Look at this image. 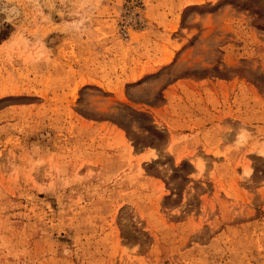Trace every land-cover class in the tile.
<instances>
[{"label": "rangeland", "instance_id": "obj_1", "mask_svg": "<svg viewBox=\"0 0 264 264\" xmlns=\"http://www.w3.org/2000/svg\"><path fill=\"white\" fill-rule=\"evenodd\" d=\"M0 264H264V0H0Z\"/></svg>", "mask_w": 264, "mask_h": 264}, {"label": "crops", "instance_id": "obj_2", "mask_svg": "<svg viewBox=\"0 0 264 264\" xmlns=\"http://www.w3.org/2000/svg\"><path fill=\"white\" fill-rule=\"evenodd\" d=\"M210 87H212V85H211ZM189 88H190V89H193L194 91H195V89H197V91H200V90L202 89L201 87H195V88H193V87H190V86H189ZM202 90H203V89H202ZM203 93H204V92H203Z\"/></svg>", "mask_w": 264, "mask_h": 264}]
</instances>
